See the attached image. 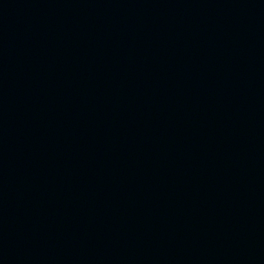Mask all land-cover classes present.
<instances>
[{"label": "water", "instance_id": "1", "mask_svg": "<svg viewBox=\"0 0 264 264\" xmlns=\"http://www.w3.org/2000/svg\"><path fill=\"white\" fill-rule=\"evenodd\" d=\"M0 264H264V0H0Z\"/></svg>", "mask_w": 264, "mask_h": 264}]
</instances>
